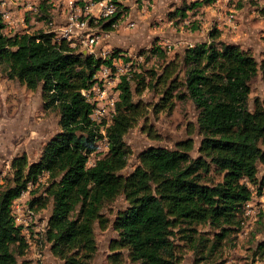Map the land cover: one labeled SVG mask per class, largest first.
I'll return each instance as SVG.
<instances>
[{
    "label": "trees",
    "instance_id": "16d2710c",
    "mask_svg": "<svg viewBox=\"0 0 264 264\" xmlns=\"http://www.w3.org/2000/svg\"><path fill=\"white\" fill-rule=\"evenodd\" d=\"M204 1L196 0L192 7ZM185 12L178 9L175 15L186 16ZM3 28L0 15V64L6 76L32 90L41 89L44 108L60 113L61 129L36 161H29L26 154L15 156L10 175L0 182V264H42L20 260L29 243L16 223L13 204L44 173L48 184L30 206L38 211L53 203L45 238L63 264L91 263L98 249L96 227L104 229L109 221L103 209L119 196L128 204L114 221L119 236L112 249L127 250L140 264H178L175 228L185 231L210 224L220 229L222 241L242 227L245 204L255 195L252 185L259 194L264 188L259 178L264 166V98L257 97L253 107L250 103L251 80L259 71L264 75V58L258 60L238 44L220 40L221 32L213 29L210 41L187 47L181 61L170 59L162 73H152L153 85L141 74H122L117 112L106 129L109 150L89 165L104 135L91 118L92 106L82 90L95 82L100 66L112 65L121 51L104 58L76 52L66 40H54L53 33L10 37ZM150 52L167 60L161 46ZM135 78L139 93L162 85V104L170 101L174 90L186 89L199 109L203 135L196 156L191 153L192 140L177 148L150 146L140 152L133 171L123 172L132 154L125 136L147 113L146 103L134 98ZM213 174L221 178L216 180ZM260 248L264 251V241Z\"/></svg>",
    "mask_w": 264,
    "mask_h": 264
},
{
    "label": "rangeland",
    "instance_id": "374dc122",
    "mask_svg": "<svg viewBox=\"0 0 264 264\" xmlns=\"http://www.w3.org/2000/svg\"><path fill=\"white\" fill-rule=\"evenodd\" d=\"M195 1L150 0L148 5L142 0L124 1L121 3L119 26L110 31L96 48V55L109 58L113 51L120 50L122 55L115 58L120 74H141L145 82L152 85L156 83L152 73H162L170 59L181 61L187 47L210 41L213 29L221 32L220 40L238 44L258 60L264 58V0H205L202 5L192 7ZM178 9H184L186 16L180 13L176 16ZM232 13L235 14L236 26L228 20ZM39 14L27 16L32 33L58 29L50 24L54 19L59 28L64 24L63 8L54 11L46 5ZM131 21H135L136 26H130ZM155 45L161 46L167 60L150 52ZM114 77L115 72H112L111 78ZM183 77L184 74H180V79ZM132 85L135 100L141 99L146 103L147 113L125 136L132 154L123 172L133 171L140 162V152L150 146L177 148L180 142L192 140L191 153L196 156L203 135L198 125L199 109L186 95V89L174 90L170 101L162 104L160 102L165 96L162 85L150 86L140 93L136 89L137 78L132 80ZM251 86L250 103L253 107L257 97L264 98V75L261 71L253 77ZM180 93L186 96L179 98ZM43 104L41 89L32 90L20 79L8 78L5 66L0 64V182H5V177L10 175L15 156L26 154L29 161H36L46 142L60 131V113L45 109ZM100 143L104 147V142ZM93 154L98 158L104 152ZM213 177L216 180L221 178L217 174ZM259 178L264 181L263 165L260 166ZM47 184L48 179H44L38 186H33L29 199L43 195ZM252 187L255 195L250 201L251 206L245 208L242 227L231 231L222 241L218 236L220 229L210 224L196 225L185 231L183 227L174 229L172 238L176 244L178 264H264V251L260 248L264 241V188L259 194L256 186ZM127 204L124 196H119L104 207V215L109 221L104 229L96 227L98 249L90 264H140L128 256L127 250L112 249L114 239L119 236L114 221ZM52 208L51 202L37 211L38 223L31 230V244L20 260L63 264L52 253L51 244L45 238Z\"/></svg>",
    "mask_w": 264,
    "mask_h": 264
},
{
    "label": "built area",
    "instance_id": "2783aa9c",
    "mask_svg": "<svg viewBox=\"0 0 264 264\" xmlns=\"http://www.w3.org/2000/svg\"><path fill=\"white\" fill-rule=\"evenodd\" d=\"M124 1L126 0H0V15L4 23L3 34L10 37L33 34L28 27V14H39L46 5L51 6L54 11L63 8L64 24L59 28L54 19L50 24L58 29L45 32L50 33L54 30L56 32L53 33L54 40H66L76 52L96 54V48L103 43L105 37L119 26V18L113 20V17L121 10V3ZM142 1L147 5L150 3V0ZM228 20L231 25L236 26L234 13L229 15ZM105 24H109L110 28H104ZM136 24L135 21H131L129 25L134 27ZM115 58L112 65L102 64L95 75V82L82 90V94L92 106L91 118L101 126L104 135L97 142L96 153L101 151L105 153L109 150L106 129L113 123L117 112L120 89L115 84L119 82L122 72ZM112 72H115L114 78H111ZM100 141L104 142V147H101L103 144H99ZM94 156L95 154H92L89 158V165L95 162ZM44 179H48L47 173L40 176L37 184L30 183L13 204L16 223L21 226L29 244H31V230L38 223V212L30 206V189L38 186ZM250 201L245 204V208L251 206Z\"/></svg>",
    "mask_w": 264,
    "mask_h": 264
}]
</instances>
